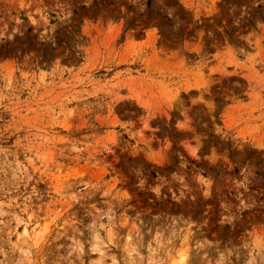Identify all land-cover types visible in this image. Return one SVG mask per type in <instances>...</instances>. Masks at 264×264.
Returning <instances> with one entry per match:
<instances>
[{
    "label": "rangeland",
    "instance_id": "1",
    "mask_svg": "<svg viewBox=\"0 0 264 264\" xmlns=\"http://www.w3.org/2000/svg\"><path fill=\"white\" fill-rule=\"evenodd\" d=\"M0 264H264V0H0Z\"/></svg>",
    "mask_w": 264,
    "mask_h": 264
},
{
    "label": "bare ground",
    "instance_id": "2",
    "mask_svg": "<svg viewBox=\"0 0 264 264\" xmlns=\"http://www.w3.org/2000/svg\"><path fill=\"white\" fill-rule=\"evenodd\" d=\"M186 257H187V252H184V253L181 255V260H184Z\"/></svg>",
    "mask_w": 264,
    "mask_h": 264
}]
</instances>
